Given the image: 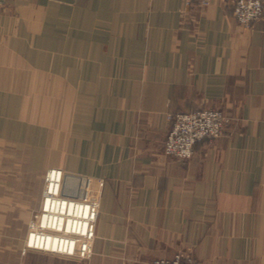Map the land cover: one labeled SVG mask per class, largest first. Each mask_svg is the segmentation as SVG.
<instances>
[{"label": "crops", "instance_id": "crops-1", "mask_svg": "<svg viewBox=\"0 0 264 264\" xmlns=\"http://www.w3.org/2000/svg\"><path fill=\"white\" fill-rule=\"evenodd\" d=\"M209 108L224 136L166 157L168 116ZM53 168L104 181L88 261L21 255ZM177 253L264 264V11L244 29L231 0H0V264Z\"/></svg>", "mask_w": 264, "mask_h": 264}, {"label": "built area", "instance_id": "built-area-1", "mask_svg": "<svg viewBox=\"0 0 264 264\" xmlns=\"http://www.w3.org/2000/svg\"><path fill=\"white\" fill-rule=\"evenodd\" d=\"M185 7L189 8L194 1L200 4H207L209 0H182ZM263 3L261 0H231V13L237 25L244 29H249L263 17ZM169 128L165 135L162 152L166 157L184 162L193 155L194 146L204 140L214 141L224 136L229 124V116L221 109H203L188 112L174 113L168 116ZM57 176L54 182V189L51 191L50 185L53 173ZM65 174L60 169H49L45 173L44 187L42 190L39 207L32 214L28 224V231L24 238V245L21 249V255L28 251L42 252L57 255L66 258H77L82 261H88L93 255V242L95 239V225L98 216L97 196L104 181L101 179L92 180L86 177H78L77 187H73L81 197L71 198L58 192L61 185L60 176ZM77 177V176H76ZM82 179V180H81ZM62 187V185H61ZM79 190V191H78ZM60 195V197L58 196ZM48 197V198H47ZM49 197H58L56 204L64 205L67 199H74L80 207H87V216L82 218L76 215H66L64 212L52 214L45 205ZM62 198V199H61ZM66 198V199H65ZM64 199V200H63ZM68 202L67 209L69 208ZM53 204L50 208L52 209ZM50 215L46 220L45 215ZM51 215H53L51 220ZM67 216L69 218H67ZM76 218V219H75ZM73 223H72V220ZM77 220V224L76 221ZM35 234V242L38 237L45 241V245L34 243L31 240ZM52 239L56 241V247L46 246V242ZM139 264H195L189 257L182 254H176L171 259H155L149 263Z\"/></svg>", "mask_w": 264, "mask_h": 264}, {"label": "bare ground", "instance_id": "bare-ground-1", "mask_svg": "<svg viewBox=\"0 0 264 264\" xmlns=\"http://www.w3.org/2000/svg\"><path fill=\"white\" fill-rule=\"evenodd\" d=\"M56 176H57V173L56 172H54L53 173V175L51 176L52 177V182H51V185H50V190L51 191H53V190H55L54 189V182H55V179H56ZM60 178H61V185H62V187H61V185L57 188L58 189V192H60L61 191V193H62V195H65V196H69V197H71V198H76L77 196L78 197H81V195H79V193L76 191V190H74L73 189V187H77V183H79V178L78 177H74V176H71V175H67V174H62L61 176H60ZM82 180V179H81ZM82 183H83V181H81ZM80 182V183H81ZM75 187V188H76ZM77 189H78V187H77ZM79 191V190H78ZM59 197H60V195H58ZM48 198V197H47ZM57 199H59L58 197H49V200L47 199V202H46V205H45V207H46V209L48 210L49 208L47 207V203L48 202H50V206H51V204H54L55 205V207H57L58 205L60 206V204L58 203V204H56V201H57ZM62 199V198H61ZM66 199V198H65ZM64 200V199H63ZM74 199H67L66 200V202L64 203V205H62V206H60V209H59V211H56V210H52L53 209V206H52V209L50 208L49 210H51L52 211V214L53 213H55L56 212V216H58L59 214V212H64V216H66V215H71L70 217H72L73 215H76V216H78L79 215V217L80 218H82L83 216H87V207H80L79 206V204H77V206L75 207L74 205H76V203L77 202H75V201H73ZM68 202H71V204H69V208L67 209V206H68ZM48 210V211H49ZM58 214V215H57ZM49 216L50 215H48V214H46L45 215V219L47 220L48 218H49ZM52 217H53V215H51V220H52ZM67 218H69L68 216H67ZM76 219V218H75ZM72 220V219H71ZM73 221L74 220H72V223H73ZM76 222V224H77V220L75 221ZM35 234L33 235V239L31 240V242H32V244H34V243H37V244H40V242H42L41 243V245L42 246H44L45 245V241H44V239H43V241H41V238L40 237H38V239H37V241L35 242ZM56 241H53L52 239H50L49 241H47L46 242V246H48L49 248L50 247H56Z\"/></svg>", "mask_w": 264, "mask_h": 264}, {"label": "rangeland", "instance_id": "rangeland-1", "mask_svg": "<svg viewBox=\"0 0 264 264\" xmlns=\"http://www.w3.org/2000/svg\"><path fill=\"white\" fill-rule=\"evenodd\" d=\"M44 177H45V176H44ZM79 182H80V181H79ZM43 187H44V181H43ZM43 187H42V190H43ZM41 194H42V192H41ZM177 254H181V253H177ZM174 256H175V255H174ZM174 256H173V257H174ZM173 257H172V258H173Z\"/></svg>", "mask_w": 264, "mask_h": 264}]
</instances>
